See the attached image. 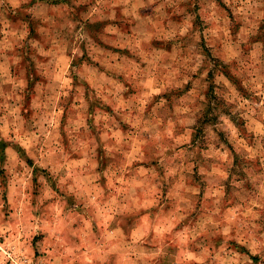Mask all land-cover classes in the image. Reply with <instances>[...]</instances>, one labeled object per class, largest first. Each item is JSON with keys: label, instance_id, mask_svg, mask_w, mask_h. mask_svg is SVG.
<instances>
[{"label": "rangeland", "instance_id": "1", "mask_svg": "<svg viewBox=\"0 0 264 264\" xmlns=\"http://www.w3.org/2000/svg\"><path fill=\"white\" fill-rule=\"evenodd\" d=\"M0 264H264V0H0Z\"/></svg>", "mask_w": 264, "mask_h": 264}]
</instances>
